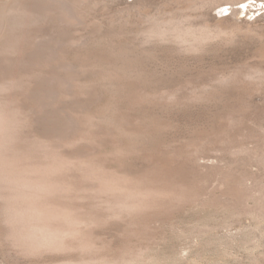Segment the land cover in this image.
Instances as JSON below:
<instances>
[{"label": "rangeland", "instance_id": "obj_1", "mask_svg": "<svg viewBox=\"0 0 264 264\" xmlns=\"http://www.w3.org/2000/svg\"><path fill=\"white\" fill-rule=\"evenodd\" d=\"M90 1L82 9L98 26L88 24L85 45L68 42V56L90 64L85 68L94 72L77 82L81 100L89 98L92 88L101 98L91 113H84V129L101 124L112 129L117 143L100 148V135H92L97 124L79 133L82 142H62L69 151L91 145L99 154L76 159L83 164L66 162L57 174L63 186L48 197L88 222L71 230L55 249L21 244L6 211L7 191L0 185V264H264V0ZM19 15L0 18L1 51L10 45L18 49L24 32H30L32 41L39 23L33 20V25L30 16L23 23ZM154 18L165 21L164 35L147 34ZM175 25L190 29L185 39L173 34ZM81 27L69 26V36H78L74 31L85 29ZM9 80V87L0 86L2 105L12 116L4 153L28 163L46 155L58 159L65 149L50 147L30 127L27 112L12 104L11 94L25 82ZM65 101L70 105L68 97ZM126 117L144 121L150 129L126 130L120 124ZM202 137L208 139L202 142ZM101 159H108V166ZM91 170L112 179L125 175L132 187L149 186L155 192L154 186L162 194L147 200L152 192L145 193L138 210L137 203L120 207L118 192L112 193L116 189L100 193L101 188H94L97 194L86 185Z\"/></svg>", "mask_w": 264, "mask_h": 264}, {"label": "bare ground", "instance_id": "obj_2", "mask_svg": "<svg viewBox=\"0 0 264 264\" xmlns=\"http://www.w3.org/2000/svg\"><path fill=\"white\" fill-rule=\"evenodd\" d=\"M89 1L90 0H7L4 3L0 2V18L7 17L9 15L13 16L14 13H20V15L18 17L22 16L21 22H23V23L26 22V21H23L24 16H25V18H26V16L27 17L30 16L32 18L31 19L32 23H33V20L36 21V24L39 23L38 26L35 24L36 28L34 30H32L33 31L32 34L34 35L32 38V41L30 39V32L29 33L24 32V34L21 35V43H22L21 46H20V44H16V45H18L17 46L18 49L14 48L13 45H10V47L7 48V50H5V51L4 50L1 51L2 49L0 50V86H4L6 84V82H8L9 79H10L9 81H12V79H13V80H15V82L17 80L21 79L20 81H22V83L25 82V86L23 87V89L20 88L19 89L20 91H18V92L16 91V93L11 94L12 97L11 96L10 97H11V101L13 102L12 104H14L13 106H16L18 108V110H24L25 112H27L28 117H29V118L28 117L27 118L30 120V127L40 136V138L43 137V138L47 139L49 141V146L52 148H55V147L57 148L59 146H62V142L65 143L66 140H69V142L71 141V139L80 140L78 138L81 136L78 137V135L81 131L91 129L92 126H95L97 124V123H95V124L93 123L94 125H90L89 128L84 129L85 120H82V119L86 115H88V114L85 115L84 113L90 112L91 108H93L92 105L93 104L95 105L101 99L100 96L98 95L99 92L98 91L96 92L95 91L96 89L93 90L94 88H92V91L90 92V94H88V96L90 95L89 98H86L84 96L85 100L84 99L81 100V98H83V97L80 95L81 94L80 92H79L80 93L79 95L77 93V89H78L77 82L80 81V79L83 78L84 76L86 77V75L89 74V72L92 73V71H89V68L87 69V66L90 67V64L87 65L88 63L84 64L85 62L83 63V62H79V60H77V59H76L77 60L76 61L73 58H69L68 50H67L68 42L70 44H72V42H74L73 43L74 46L75 45L82 46L83 44L85 45L86 41H87V43L89 42L87 40L88 35H87L86 31L88 30L90 24L93 21L89 22L90 20H88V16H86L84 14L86 12H83V9H82V7L86 6L87 3H89ZM151 18H153V17H150V20H153ZM28 20H30V19H28ZM95 21L93 23L96 26L97 23H95ZM97 22H99V21L97 20ZM153 22H154V25L152 24L147 30V34H149L150 37H152L153 35H157V34H163L168 29L167 27H165L166 26L165 21L158 22L155 19ZM88 24H89V26H88ZM33 25H34V23H33ZM72 25L77 26L78 29H80V26H82V27L84 26L85 29L82 27H81V29H84L85 32H83L84 30L81 32L78 31V32H80V35H79L78 32L76 33V31H74L75 34L78 36H75V37H73V35L69 36L70 34H72L71 32L69 34V30H70L69 26L71 27ZM156 25H157V27H156ZM92 26H93V24H92ZM21 27L23 28L22 25H21ZM175 27L176 28H174L173 34L175 36H177L178 38L185 39L186 34H184V33H187V32L189 33L190 29L189 30L187 29V32H185L186 30H182L180 28L177 29L178 25H175ZM90 28L92 29L93 27H90ZM78 29H76V30H78ZM92 30L94 31V29H92ZM29 31H31V30H29ZM168 31H167V33H168ZM95 33H96V30H95ZM93 35H95V34H92V36ZM70 37H73L74 40H73V38H70ZM10 41H8V43H6V42L5 43L9 45ZM19 41H20V39H19ZM17 43H18V41H17ZM3 49H6V48H3ZM74 52H75V50H74ZM85 65H87L86 68H85ZM100 73H102V72H100ZM20 76H22L23 79ZM12 82H14V81H12ZM12 84H10V85H12ZM8 85H9V83H8ZM4 87H6V86H4ZM89 91H88V93H89ZM86 95H87V92H86ZM1 96L2 95H0V97ZM7 97H9V96L7 95ZM65 97L66 98L68 97V101L70 100L69 101L70 105L67 104V101H65ZM1 98H0V185H1V187L5 188L7 191L5 196L7 197V200H9V205L7 206L8 210H6V211H9V213L12 216V219L14 221L13 224L15 225L14 230H15V232L17 230V234L19 237L18 239H20L19 241H21V244H23L25 247L27 246L28 248L29 247H35V248H45L46 247V249H47V247H48L51 249L52 248L55 249L54 247H57L59 245V243H61V241L66 238L67 234L71 235V233H70L71 230H76V231L78 230L79 231V229L80 228L82 229V226L84 225L83 224L81 226V224L84 221H85V223L88 222L85 219H82L83 217L80 218L81 216L78 215L79 216L78 217L75 214H73L72 213L73 210L71 208L60 204L58 202V200L51 198V196L48 197L49 195H51V193L54 195L56 193V191L59 192L60 191L59 189H61V187L63 186L62 185L63 181H61L59 179L60 177H58L57 174L59 173V171L62 167L66 166V164H67L66 162H68L69 163L68 165H70V164L76 162L77 161L76 159H80L83 156H85V160H86V158L89 155L90 156L97 155V154H99V152H97V154H95L94 152L96 151V149L91 148L90 147L91 145H89V147H87V148H86V145H84V148L81 147V149L79 148L80 150L76 149L78 151H76L74 149H73V151H71V150L69 151L68 147L64 148L62 146V149H65V150L61 151V154H60L61 156L58 159L54 155H52V156L46 155V156H44L45 158H42L41 160H39L37 162L28 163V162H20V161L14 159L13 157L15 155L13 157H9L8 155H6L4 153L5 152L4 151V147H5L4 134H5V131L7 130V126L10 124L12 116L10 118V115H8L7 112L5 111V109L2 105L3 100ZM4 102H5V100H4ZM5 103H8V101H6ZM13 112H15V111H13ZM91 112H92V110H91ZM82 114H84V115H82ZM15 115H17V114L15 113ZM127 117L124 118L127 120L123 121V123H120V124H124L125 126H128V127H126V130L129 129V127L133 128V129L135 127V130H136L137 127H141L142 125H143L142 126L143 129H146V128L150 129L149 128L150 125L149 124L147 125L146 122L143 121L144 122L143 123L142 121L140 122V120L135 121L136 119L135 120L133 119L134 121L129 120ZM92 119H93V117H92ZM94 119H97V118H94ZM228 119H229V117H228ZM231 121H234L233 124L238 123L237 120L235 119V117H232ZM15 122H18V121H15ZM145 123H146L147 127H144ZM85 124L87 126V123H85ZM95 128H96V130H92L93 132L92 131L91 132L93 133L92 135L95 134L94 132H96V134L100 135L99 136L100 137L99 138V144H98V146H100V148H102V147L106 148L107 145L109 146V144L111 146L112 143L113 144L117 143V141H116L117 138L115 136L114 137L112 136V134H113L112 133L113 131H111L112 129H109L107 127L106 128L102 127L101 124H97L95 126ZM123 128H125V127L123 126ZM133 129H132V131H134ZM12 130H14V129H12ZM119 131H120V129H119ZM89 133H90V130H89ZM80 134L83 135L82 132ZM85 134H87V133H85ZM87 135H85V136L87 137ZM119 137H121V136H119ZM84 139H86V138H83V140ZM207 139L208 138H206L205 140H207ZM205 140H203V137H202L201 141L204 142ZM48 141H46V142L48 143ZM202 142H199L200 145L204 144V143L201 144ZM66 143H68V142H66ZM120 143H122V142H120ZM73 144H74V142H73ZM196 144L197 143H195V145ZM123 146H122V148H123ZM119 147H121V145H119ZM7 150H8V148H7ZM50 152H48V153H50ZM174 153H176V152H174ZM91 154H93V155H91ZM199 159H200V157H199ZM20 160H22V159H20ZM74 160H76V161H74ZM101 160H104L103 165H105V164L107 165V163L109 164V162H107L108 159H106L107 161L105 159H101ZM79 161L80 160H78L77 163ZM168 161H170V160H168ZM83 162H84V160H83ZM83 162L80 161V163H82V164H83ZM105 162H107V163H105ZM95 166H96V164H95ZM75 167H78L77 164ZM91 167H93V166H91ZM94 169L96 171L97 167ZM97 170H99V169H97ZM82 171H83V169H82ZM91 171L94 172V174L92 175L93 177L90 176L92 180L89 181V179L87 178V180L89 182H87L86 185L93 188V191H95L94 188H101L100 190L96 189L97 191L99 190L100 193H101L102 189H106V188L107 189L110 188L111 190L116 189V190L121 191V192H119V191L114 190L112 193L118 192L119 194L123 195V196L122 195L118 196V193H115V194H117L115 197L116 202H118L119 204L120 203L123 204L122 206H126V207L130 208L132 206H135V204L137 203L138 204V206L136 205V208H137L141 205L140 204L141 201H139V200H141L143 198V195L145 196V198L147 195H150V194H148V192L151 191L150 190L151 188H149V186H148V188H142V186H141V188H139V187H136L137 184H135V186L132 187V185H134L133 183H131L132 185H130V184H128V182H126V180H128V179H123L125 175L124 176L120 175V176H123L122 179H120L121 177L118 176L119 174L117 175V177H120L119 178L120 181L123 180L126 183V185H124L123 181H122V183L119 182V179H117V178L116 179L110 178L112 175H110L109 177H106L105 175L107 173L104 175L102 173L99 174L98 172H95L94 170H91ZM84 172H86V169L84 170ZM87 172H88V170H87ZM58 175H60V174H58ZM107 176H108V174H107ZM71 177H73V178L77 177V173L74 170L71 171ZM73 178H71V179H73ZM126 178H128V176H126ZM117 180H118V182H117ZM139 182H138V184H139ZM148 182H150V181H148ZM65 186L67 187L66 184H65ZM138 186H140V184ZM66 187H64V189H66ZM150 187H152V186H150ZM155 188H156V191H158L160 189V188L153 186V190H155ZM111 190L108 192L110 193ZM182 190H180V192H182ZM69 191H70V189H69ZM156 191L155 192L151 191L152 193L154 192L153 193L154 195L151 193V195L147 196L146 199L148 200V198H151V196H155ZM168 191H169V189H168ZM66 192H68V191H66ZM178 192L179 191H177V193ZM95 193H97V192L95 191ZM100 193H99V195H100ZM145 193H147V195H145ZM159 193L162 194L161 191ZM159 193L157 192L158 195H160ZM115 194H114V196H115ZM55 196H56V194H55ZM111 197H110V199H112ZM117 197H118V201H117ZM145 198H143V199H145ZM157 198H158V196H157ZM165 198H167V197H165ZM149 201H150V199H149ZM107 203H110V202L108 201ZM143 203L144 202L142 201V204ZM148 203L151 204V202H148ZM111 204L112 203H110L109 205H111ZM119 204H118V206H119ZM121 204H120V207H122ZM109 205H107V206H109ZM4 206H5V203H4ZM111 206H112V208H111ZM111 206H109L108 208H111L112 211L113 210L118 211V210H116L117 208L116 209L114 208L115 206L114 207H113V205H111ZM151 206H153V205L151 204ZM146 207H148V205ZM126 210H129V209L126 208ZM134 210H135V208H134ZM137 210H138V208H137ZM139 210H140V208H139ZM121 211H123V210L120 209L119 212H121ZM74 213H76V212L74 211ZM110 217H111V215H110ZM113 217H116V214ZM77 233H79V232H77ZM23 245H22V247H24ZM35 250H37V249H35ZM43 251H44V249H43ZM85 263H87V262H85ZM70 264H72V263H70ZM78 264H79V262H78Z\"/></svg>", "mask_w": 264, "mask_h": 264}]
</instances>
